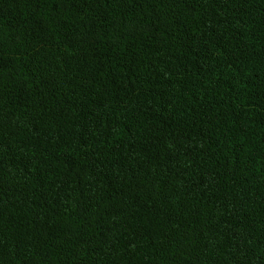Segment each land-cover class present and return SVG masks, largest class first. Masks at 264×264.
Instances as JSON below:
<instances>
[{
	"label": "trees",
	"instance_id": "trees-1",
	"mask_svg": "<svg viewBox=\"0 0 264 264\" xmlns=\"http://www.w3.org/2000/svg\"><path fill=\"white\" fill-rule=\"evenodd\" d=\"M0 264H264V0H0Z\"/></svg>",
	"mask_w": 264,
	"mask_h": 264
}]
</instances>
